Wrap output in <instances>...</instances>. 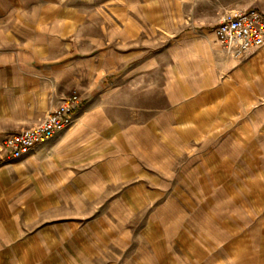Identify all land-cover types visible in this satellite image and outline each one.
I'll return each mask as SVG.
<instances>
[{"label":"rangeland","instance_id":"obj_1","mask_svg":"<svg viewBox=\"0 0 264 264\" xmlns=\"http://www.w3.org/2000/svg\"><path fill=\"white\" fill-rule=\"evenodd\" d=\"M147 7L161 10L163 0H0V26L5 20L7 28L17 30V20L37 10L43 28L54 21L61 25L73 15L77 29L79 23L109 22L129 30L134 18L142 20L136 10ZM170 8L180 9L184 28L198 35L195 0H170ZM221 16L203 28L214 34ZM154 19L157 41L163 17L156 13ZM170 19L174 39L179 33L173 31V14ZM89 31L101 34L99 28ZM157 47L156 42L154 51ZM162 101L156 99V105ZM221 105L212 103L198 112V120L193 116L172 128V136L181 135L179 142L158 133L156 151L169 153L170 159L151 160L152 144L139 141L130 147L98 142L87 147L96 151L91 156L70 151L36 158L32 151L21 159L0 157V264H198V248L209 251L218 245L207 230L216 233L220 222L228 224L232 237L243 239L240 249L252 251L251 262H259L257 246L264 245V112L253 116L264 110V97L252 95L245 112L218 116ZM104 116L131 122L116 110ZM121 130L110 128L107 134L120 140ZM198 168L250 172L245 170L235 184L221 177L220 186L198 190V175L190 174ZM218 187L224 189L216 191ZM198 223L204 225L199 232Z\"/></svg>","mask_w":264,"mask_h":264},{"label":"crops","instance_id":"obj_2","mask_svg":"<svg viewBox=\"0 0 264 264\" xmlns=\"http://www.w3.org/2000/svg\"><path fill=\"white\" fill-rule=\"evenodd\" d=\"M195 5H198V35L184 28L185 17L180 9L171 11L170 0H163L161 10L147 7L141 12L137 9L136 14L132 9L142 20L134 18L135 23L129 30L109 22L82 27L79 23L80 29H77L73 15L61 25L54 21L50 27L43 28L41 10L17 20V30L11 31L3 20L0 26V147L7 135L36 126L74 90L80 96L73 113L74 127L57 132L37 145L32 150L36 158L70 151L91 156L96 151L87 147L98 142L130 147L139 141L152 144L151 160L170 159L169 153L156 151L159 132L179 142L181 135L172 136L171 129L185 125L193 116L198 120V112L212 103L223 104L218 116L229 111L245 112L252 95L264 97V46L234 57L203 26L217 21L230 9L256 8L264 13V0H195ZM156 13L163 17L157 41L154 37ZM172 14L173 31L179 33L174 39H171ZM91 28H99L101 34H92ZM156 42L159 50L154 51ZM158 98L163 100L161 105H156ZM109 110L128 114L130 124L104 116ZM263 112L259 111L253 118ZM114 127L124 129L119 131L120 140L107 134ZM139 156L142 157L140 153ZM245 170L198 168L190 174L198 175L194 180L198 190H207L220 186L221 177L229 184L240 182ZM198 225L199 232L204 225ZM228 231L226 222L218 223L216 233L213 229L207 230L215 234L218 245L209 251L198 248V264H264L263 244L257 246L259 262L252 263V251L243 245L240 249L243 239L232 237Z\"/></svg>","mask_w":264,"mask_h":264},{"label":"built area","instance_id":"obj_3","mask_svg":"<svg viewBox=\"0 0 264 264\" xmlns=\"http://www.w3.org/2000/svg\"><path fill=\"white\" fill-rule=\"evenodd\" d=\"M214 35L227 53L240 57L264 46V13L257 9L227 10L215 27ZM79 100V94L73 91L36 126L7 135L0 148V157L3 160L21 159L42 141L72 127L75 121L73 113Z\"/></svg>","mask_w":264,"mask_h":264}]
</instances>
